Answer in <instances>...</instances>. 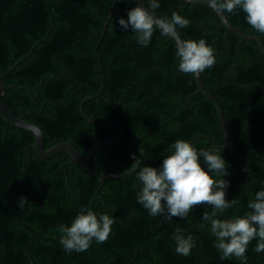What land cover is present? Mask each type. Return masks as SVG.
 <instances>
[{
    "label": "trees",
    "instance_id": "16d2710c",
    "mask_svg": "<svg viewBox=\"0 0 264 264\" xmlns=\"http://www.w3.org/2000/svg\"><path fill=\"white\" fill-rule=\"evenodd\" d=\"M136 6V0H0V73L8 85L3 99L42 128L45 148L71 142L87 154L119 135L118 127L91 122L82 103L94 120L124 131L122 143L101 146L90 160L111 174L101 186L67 150L41 157L33 131L0 114V264H240L222 261L213 247L202 219L210 205L194 207L185 219L152 217L136 202L137 182L127 169L133 154L141 158L140 148L142 164L159 167L178 139L197 149L216 145L231 173L226 198L236 200L221 218L248 211L249 200L264 188V51L258 40L229 30L207 4L160 0L155 11L187 18L189 25L176 29L183 40L203 38L214 49L216 63L202 78L223 107L229 131L224 147L217 105L198 92L196 77L177 71V41L155 30L142 47L131 29L118 24ZM225 15L264 42L243 11ZM20 197L29 202L24 209ZM85 207L112 217V231L106 242L68 254L57 228L70 226ZM177 228L195 239L188 256L174 251ZM256 243L248 246L247 264H264Z\"/></svg>",
    "mask_w": 264,
    "mask_h": 264
},
{
    "label": "clouds",
    "instance_id": "9594fccd",
    "mask_svg": "<svg viewBox=\"0 0 264 264\" xmlns=\"http://www.w3.org/2000/svg\"><path fill=\"white\" fill-rule=\"evenodd\" d=\"M136 2L137 6L128 11L127 19L119 18L118 24L124 30L131 29L136 43L142 47L150 44L155 30L168 37L177 28H186L190 23L175 11L170 19L157 18L155 11L160 7V0H145L147 7L140 6L139 0ZM207 3L213 10L223 13L235 15L238 10L243 11L247 24L257 33L264 34V0H207ZM175 58L179 61L177 71L193 77L216 63L214 49L203 38L177 42ZM139 152L142 158L141 148ZM163 157L159 167H153L143 165L142 159L133 154L134 163L127 169L137 182L136 202L150 216L166 214L168 220L185 219L194 207L210 205L212 211L203 212L202 219L207 223L209 234L215 238L213 247L220 253L222 261L238 260L240 264H247L246 253L253 240L257 241L254 251L264 253V188L255 192L243 215L221 218L236 203L235 199L226 198L231 184L227 178L231 173L222 149L212 144L197 149L191 141L178 139ZM18 204L24 209L29 202L26 197H20ZM114 222L108 214L98 216L92 209L82 208L70 226H58L59 243L68 254L87 251L93 241L106 242ZM172 240L178 255H190L195 246L193 236H185L180 228L172 234Z\"/></svg>",
    "mask_w": 264,
    "mask_h": 264
},
{
    "label": "water",
    "instance_id": "95a60500",
    "mask_svg": "<svg viewBox=\"0 0 264 264\" xmlns=\"http://www.w3.org/2000/svg\"><path fill=\"white\" fill-rule=\"evenodd\" d=\"M187 1L192 2V3H201V4H207L208 5L207 0H187ZM139 4L142 7H147V4L145 3V0H139ZM216 11L219 14V16L221 17L224 25H226L229 30L239 34L244 39H256V40H258V42L261 45L262 50L264 51V42L261 39V37H259L257 35L246 34L242 30H240L237 27H235L228 20V18L225 15V13L220 12L219 10H216ZM155 15H156L157 18H162L159 15H157L156 13H155ZM171 37L174 38L177 42L183 41V38L181 37V35L178 33L177 30L174 33H172ZM4 75H5V73H0V114L8 122H10L12 125H16L18 127L30 129L31 131H33V133L35 135V146L34 147H35L37 153L41 157L49 158V157H52V156L56 155L61 150H67L71 154L72 161H78V162L84 164L91 172H93L95 175H97L99 177V179L101 180V186H102L105 183V180L108 177L111 176V174H103L102 172L98 171L97 169L92 167V165L90 164V160H91L94 152L98 148H100L101 146L114 144V143H122L123 142V138H124L123 128L120 125L116 124V123H114V124H103V123H100V122L94 120L91 116H89L85 112L84 103H82V111H83L84 115L91 122H93V123H95L97 125H100V126H115V127H118L119 131H120L119 135L117 137H115V138L107 139V140H104V141H101V142H98V143L94 144L90 148V150L87 152V154H82L78 150V148L71 142H60V143L54 145L53 147H51L50 149H46L45 148V138H44V133H43L42 128L40 126H38L37 124H35V123L31 122V121H28L23 116L16 115L6 105V103H5L4 99H3V96L5 94V91H6V88L8 87V85L6 84V82L4 80ZM196 79H197V82H198V85H199L198 92H202V93L206 94L211 100H213L215 102V104L218 107L220 120H221L223 129H224L225 135H226L225 143L223 145L225 147L227 145L229 131H228L227 122H226L225 117H224L223 107L221 105V102L219 101V99L211 91H209L207 89V87L205 86V83L203 81L202 74H199L196 77ZM90 98H94V96L86 98V99H84V101L87 100V99H90ZM137 138H139V137H137Z\"/></svg>",
    "mask_w": 264,
    "mask_h": 264
}]
</instances>
